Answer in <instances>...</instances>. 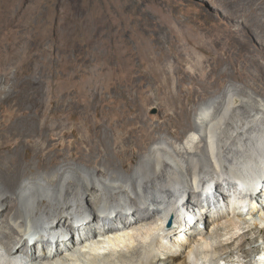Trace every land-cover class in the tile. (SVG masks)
I'll list each match as a JSON object with an SVG mask.
<instances>
[{"label": "bare ground", "instance_id": "obj_1", "mask_svg": "<svg viewBox=\"0 0 264 264\" xmlns=\"http://www.w3.org/2000/svg\"><path fill=\"white\" fill-rule=\"evenodd\" d=\"M199 15L190 22L202 20L206 30L197 33L211 41L237 33L235 23L219 28L209 15ZM255 50L250 77L258 96L230 85L201 108L179 107L172 99L174 112L164 113L158 125L140 120L121 137L136 145L110 150L108 133L96 127L84 155L58 151L61 139L52 138L37 152L39 161L31 162L27 148L22 163L12 153L17 144L0 141V264H264V206L240 200V190L250 199L264 177V44ZM199 93L188 102L198 103ZM187 128L178 146L179 130ZM131 190L143 191L139 197L133 192L134 203ZM201 192L214 210L194 225L180 202ZM218 198L224 204L212 207ZM200 199L191 209L204 204ZM199 223H205L201 231Z\"/></svg>", "mask_w": 264, "mask_h": 264}, {"label": "rangeland", "instance_id": "obj_2", "mask_svg": "<svg viewBox=\"0 0 264 264\" xmlns=\"http://www.w3.org/2000/svg\"><path fill=\"white\" fill-rule=\"evenodd\" d=\"M197 14L219 28L235 23L237 33L211 41L197 33L206 30L202 20L190 22ZM260 42L264 0H0V141L17 144L12 153L22 163L27 148L39 161L52 138L61 139L58 151L84 155L96 127L108 133L110 150L136 145L121 137L140 120L158 125L174 112L172 99L201 108L230 85L258 96L250 74ZM195 90L200 101L192 104ZM189 130H179L178 146ZM133 192L134 203L143 191Z\"/></svg>", "mask_w": 264, "mask_h": 264}, {"label": "water", "instance_id": "obj_3", "mask_svg": "<svg viewBox=\"0 0 264 264\" xmlns=\"http://www.w3.org/2000/svg\"><path fill=\"white\" fill-rule=\"evenodd\" d=\"M169 227H171V224L169 223V225H168Z\"/></svg>", "mask_w": 264, "mask_h": 264}]
</instances>
